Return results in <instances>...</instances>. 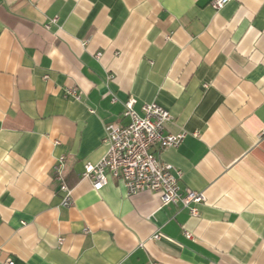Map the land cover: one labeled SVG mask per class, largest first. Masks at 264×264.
Returning a JSON list of instances; mask_svg holds the SVG:
<instances>
[{
  "label": "crops",
  "instance_id": "crops-1",
  "mask_svg": "<svg viewBox=\"0 0 264 264\" xmlns=\"http://www.w3.org/2000/svg\"><path fill=\"white\" fill-rule=\"evenodd\" d=\"M210 2L0 0V264H264V0ZM130 99L187 133L160 158L197 216L82 178Z\"/></svg>",
  "mask_w": 264,
  "mask_h": 264
},
{
  "label": "built area",
  "instance_id": "built-area-1",
  "mask_svg": "<svg viewBox=\"0 0 264 264\" xmlns=\"http://www.w3.org/2000/svg\"><path fill=\"white\" fill-rule=\"evenodd\" d=\"M231 1L211 0L210 6L219 11ZM100 56L96 55L97 58ZM66 93L67 96L81 99L78 90L70 89ZM124 108L123 115L128 122L105 126L103 145L106 152L98 163L85 164L82 178L89 180L96 191L105 188L110 180L120 181L128 196L141 192L156 193L162 206L182 205L189 208L193 216H197V205L205 201L204 195L190 189L183 190L180 185L183 172L160 158L163 150L179 147L187 133L166 134L165 128L172 120V115L156 102L144 104L142 114L135 110L134 99L126 101ZM65 162L66 156L58 158L54 174L59 192L63 194L62 206L70 207L73 204V191L65 181ZM185 236L189 239L193 237L188 231H185ZM159 237V234L155 236ZM62 242L63 238H59V243ZM6 263L15 264L11 259Z\"/></svg>",
  "mask_w": 264,
  "mask_h": 264
}]
</instances>
